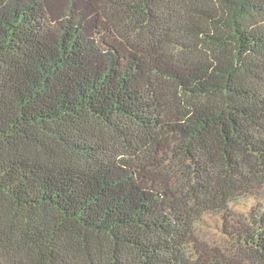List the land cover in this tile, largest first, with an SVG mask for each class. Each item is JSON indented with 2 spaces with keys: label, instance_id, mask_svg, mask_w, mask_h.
I'll return each instance as SVG.
<instances>
[{
  "label": "trees",
  "instance_id": "obj_1",
  "mask_svg": "<svg viewBox=\"0 0 264 264\" xmlns=\"http://www.w3.org/2000/svg\"><path fill=\"white\" fill-rule=\"evenodd\" d=\"M0 264H264V0H0Z\"/></svg>",
  "mask_w": 264,
  "mask_h": 264
},
{
  "label": "rangeland",
  "instance_id": "obj_2",
  "mask_svg": "<svg viewBox=\"0 0 264 264\" xmlns=\"http://www.w3.org/2000/svg\"><path fill=\"white\" fill-rule=\"evenodd\" d=\"M250 203L248 202H243L240 204V206H237L236 212L239 215H243L246 214V210L250 207ZM217 219H212V220H206L204 223L201 224L199 230H200V234L202 236H205L206 238H211L213 240L216 239L217 232L219 231L217 229L218 226V222H216ZM218 221V220H217ZM218 237V235H217Z\"/></svg>",
  "mask_w": 264,
  "mask_h": 264
}]
</instances>
